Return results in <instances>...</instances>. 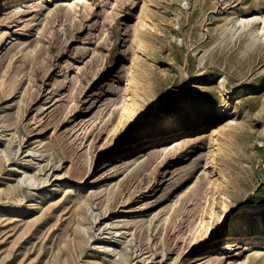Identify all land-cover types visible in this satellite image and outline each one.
<instances>
[{"label":"rangeland","instance_id":"374dc122","mask_svg":"<svg viewBox=\"0 0 264 264\" xmlns=\"http://www.w3.org/2000/svg\"><path fill=\"white\" fill-rule=\"evenodd\" d=\"M144 1L0 0V264H264L251 256L264 238L225 242L264 227V31L236 23L264 15V0H152L150 57L128 117ZM221 82L245 89L232 101L237 123L216 136L221 189L209 140L193 131L133 167L138 153L116 158L154 119L216 116Z\"/></svg>","mask_w":264,"mask_h":264},{"label":"bare ground","instance_id":"6f19581e","mask_svg":"<svg viewBox=\"0 0 264 264\" xmlns=\"http://www.w3.org/2000/svg\"><path fill=\"white\" fill-rule=\"evenodd\" d=\"M9 2V6H15L17 0H5ZM26 2L27 0H22ZM49 3L54 0H47ZM149 3H152V0H145L141 10L138 14V20L135 25V33L133 38L132 50H133V59L131 62V66L126 74L125 83L123 85L124 88V101H123V111L126 113L125 116L131 115L133 111V107L135 104V94L138 89V73L143 69V58L150 57L149 52V44L147 42V35L149 33V29H154V26L149 24ZM73 4L69 3L65 8L69 10L72 8ZM32 8H36V5H31ZM57 10L55 7L48 8V16H52L53 13ZM15 8H12L11 12H14ZM41 11V10H40ZM257 23V28L253 30V33L256 34L264 31V15H255L252 18L238 19L236 23L240 26H245L246 24ZM236 24V25H237ZM254 25V24H253ZM261 25L262 28H261ZM249 26V25H248ZM251 26V25H250ZM255 26V25H254ZM238 27V26H237ZM236 27V28H237ZM253 35V34H252ZM255 35V34H254ZM219 92L221 93L222 105H218L216 107V116L212 114L210 111L206 113H199L197 111H191L187 116L183 118H174L173 115H168L166 118L154 119L150 122L146 127H137L136 134L132 136L125 150L121 149L116 151V158L129 155L132 156L134 153H138V158L133 160V163L130 167L139 164L140 159L149 156H158L162 153L167 152L170 147H178L180 146V141L183 136L188 135L189 131L195 132V137L197 141H203L208 139L209 145L211 148V156L207 165L211 168L212 181L216 187L222 188L224 183L226 182L225 176L218 165V156L221 154L222 149L217 135L225 134L226 130L233 128V126L237 123V120L240 118L238 111L232 105V101L237 100L245 95V89L239 90L236 93L230 92V90L224 85L223 82L219 84ZM236 95H239L236 99H233ZM223 119V125L220 128L215 129L214 131L208 130L206 127L211 124L214 120ZM154 137V144L148 149H141L135 147L144 141L147 137ZM40 142V141H37ZM132 151V152H131ZM25 178L30 182L31 186L36 188L35 193L38 194H49L52 195L48 190L42 189L37 186V181L35 175L28 176L26 174ZM66 185L70 182L66 181ZM41 189V190H40ZM38 197L33 198V202H35ZM259 229H250L246 230L245 228L239 227L233 231H231L226 236V243L233 241L243 242L247 239H263L264 238V227ZM264 249V248H263ZM261 247L255 248L252 250L251 256L253 258H261L264 257V250ZM122 259L124 263H127V255L123 254ZM242 264V263H240Z\"/></svg>","mask_w":264,"mask_h":264}]
</instances>
